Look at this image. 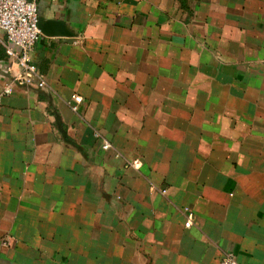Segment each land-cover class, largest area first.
I'll list each match as a JSON object with an SVG mask.
<instances>
[{"label":"crops","instance_id":"0c3cea01","mask_svg":"<svg viewBox=\"0 0 264 264\" xmlns=\"http://www.w3.org/2000/svg\"><path fill=\"white\" fill-rule=\"evenodd\" d=\"M38 11L70 32L1 95L0 264H264V0Z\"/></svg>","mask_w":264,"mask_h":264},{"label":"built area","instance_id":"2783aa9c","mask_svg":"<svg viewBox=\"0 0 264 264\" xmlns=\"http://www.w3.org/2000/svg\"><path fill=\"white\" fill-rule=\"evenodd\" d=\"M38 0H0V43L3 44L7 56L10 58L8 69L12 72V79L6 82L0 92L11 93L14 90V82L18 81L28 85L44 87L47 84L45 74L40 71L33 61V52L36 44L42 36L39 24ZM76 101L72 105L77 109L78 102L83 99L81 94L73 95ZM111 146V142L105 140L104 148ZM136 166L135 163H133ZM188 211L186 225L193 223L194 214L190 207H185ZM3 244H8V240L3 239ZM219 264H241L232 252L225 253Z\"/></svg>","mask_w":264,"mask_h":264},{"label":"water","instance_id":"95a60500","mask_svg":"<svg viewBox=\"0 0 264 264\" xmlns=\"http://www.w3.org/2000/svg\"><path fill=\"white\" fill-rule=\"evenodd\" d=\"M39 24L43 33H69L65 22L62 19H42L40 16Z\"/></svg>","mask_w":264,"mask_h":264},{"label":"trees","instance_id":"16d2710c","mask_svg":"<svg viewBox=\"0 0 264 264\" xmlns=\"http://www.w3.org/2000/svg\"><path fill=\"white\" fill-rule=\"evenodd\" d=\"M0 50H1V48H0Z\"/></svg>","mask_w":264,"mask_h":264}]
</instances>
